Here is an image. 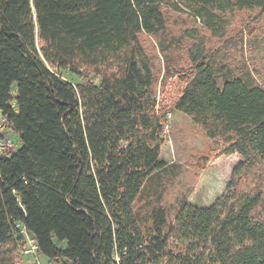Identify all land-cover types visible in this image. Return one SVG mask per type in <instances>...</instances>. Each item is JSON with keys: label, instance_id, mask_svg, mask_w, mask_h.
Here are the masks:
<instances>
[{"label": "trees", "instance_id": "1", "mask_svg": "<svg viewBox=\"0 0 264 264\" xmlns=\"http://www.w3.org/2000/svg\"><path fill=\"white\" fill-rule=\"evenodd\" d=\"M167 9L224 39L226 14L264 0H0V116L21 143L0 156V264L25 246L18 225L52 264H264V89L220 80L196 30L174 110L242 162L213 206L182 200L172 222L161 206L183 169L161 159L140 36L164 34Z\"/></svg>", "mask_w": 264, "mask_h": 264}, {"label": "rangeland", "instance_id": "2", "mask_svg": "<svg viewBox=\"0 0 264 264\" xmlns=\"http://www.w3.org/2000/svg\"><path fill=\"white\" fill-rule=\"evenodd\" d=\"M165 14L167 31L157 37L143 34L140 36V42L155 77L153 91L157 111L162 115L165 126L169 127L168 133H165L166 143L161 159L169 165L177 163L183 169L179 179L168 186L161 204L172 222L182 200H187L198 208H209L225 196L232 173L242 162L238 155L224 156L226 146L222 141L210 140L188 116L174 110L175 103L186 88L184 77L191 71L188 52L193 41L187 36L196 30L206 37L208 57L220 80L226 76H250L254 85L264 89V13L260 10H244L226 14L229 27L224 39L214 38L189 15L168 9ZM41 48L42 44L37 39V49L43 59ZM64 77L77 83V80L67 73ZM2 120L0 116V124ZM5 139L12 141L10 154L21 148L19 138L4 126L0 130V143ZM256 183L257 180L253 179L250 185L254 186ZM259 186L264 191V182H260ZM139 206L143 208L142 216L148 218V209L141 203ZM257 214L264 218V201ZM11 259L13 264H30L20 248ZM40 263L52 264L42 255Z\"/></svg>", "mask_w": 264, "mask_h": 264}, {"label": "built area", "instance_id": "3", "mask_svg": "<svg viewBox=\"0 0 264 264\" xmlns=\"http://www.w3.org/2000/svg\"><path fill=\"white\" fill-rule=\"evenodd\" d=\"M171 115V114H170ZM169 115V116H170ZM5 126V121L2 120L0 124V130H2ZM169 127L165 126V133H168ZM13 147L12 141L5 139L2 143H0V156L9 155L11 148ZM17 228L20 230L21 236L25 242V246L22 250L23 256L25 258L30 259V264H41L40 263V252L36 241L31 237L28 233L25 226L18 225Z\"/></svg>", "mask_w": 264, "mask_h": 264}, {"label": "crops", "instance_id": "4", "mask_svg": "<svg viewBox=\"0 0 264 264\" xmlns=\"http://www.w3.org/2000/svg\"><path fill=\"white\" fill-rule=\"evenodd\" d=\"M28 259V258H27ZM28 260H30V259H28Z\"/></svg>", "mask_w": 264, "mask_h": 264}]
</instances>
